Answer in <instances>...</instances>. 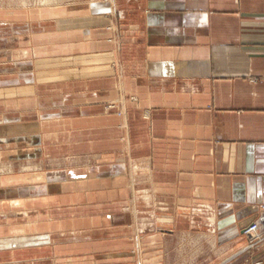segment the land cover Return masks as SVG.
Segmentation results:
<instances>
[{
	"label": "crops",
	"instance_id": "crops-1",
	"mask_svg": "<svg viewBox=\"0 0 264 264\" xmlns=\"http://www.w3.org/2000/svg\"><path fill=\"white\" fill-rule=\"evenodd\" d=\"M261 205L264 0L0 10V264H264Z\"/></svg>",
	"mask_w": 264,
	"mask_h": 264
},
{
	"label": "built area",
	"instance_id": "built-area-1",
	"mask_svg": "<svg viewBox=\"0 0 264 264\" xmlns=\"http://www.w3.org/2000/svg\"><path fill=\"white\" fill-rule=\"evenodd\" d=\"M243 236L250 248L264 247V205L259 206L255 220L244 228Z\"/></svg>",
	"mask_w": 264,
	"mask_h": 264
},
{
	"label": "rangeland",
	"instance_id": "rangeland-1",
	"mask_svg": "<svg viewBox=\"0 0 264 264\" xmlns=\"http://www.w3.org/2000/svg\"><path fill=\"white\" fill-rule=\"evenodd\" d=\"M66 0H0V10H10L20 6L58 5ZM249 243V242H248ZM11 247V246H10ZM260 264V263H254Z\"/></svg>",
	"mask_w": 264,
	"mask_h": 264
},
{
	"label": "bare ground",
	"instance_id": "bare-ground-1",
	"mask_svg": "<svg viewBox=\"0 0 264 264\" xmlns=\"http://www.w3.org/2000/svg\"><path fill=\"white\" fill-rule=\"evenodd\" d=\"M45 5V4H44ZM243 231H244V229H243Z\"/></svg>",
	"mask_w": 264,
	"mask_h": 264
}]
</instances>
